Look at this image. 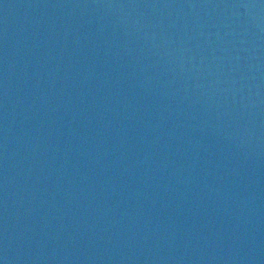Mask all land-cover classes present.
I'll return each mask as SVG.
<instances>
[{
  "label": "water",
  "instance_id": "1",
  "mask_svg": "<svg viewBox=\"0 0 264 264\" xmlns=\"http://www.w3.org/2000/svg\"><path fill=\"white\" fill-rule=\"evenodd\" d=\"M0 264H264V0H0Z\"/></svg>",
  "mask_w": 264,
  "mask_h": 264
}]
</instances>
